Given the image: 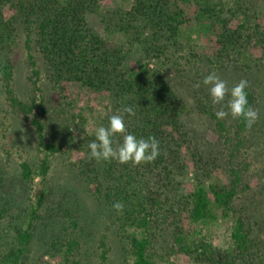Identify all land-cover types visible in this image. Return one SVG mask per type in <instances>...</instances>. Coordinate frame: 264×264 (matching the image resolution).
Here are the masks:
<instances>
[{
	"label": "trees",
	"instance_id": "1",
	"mask_svg": "<svg viewBox=\"0 0 264 264\" xmlns=\"http://www.w3.org/2000/svg\"><path fill=\"white\" fill-rule=\"evenodd\" d=\"M122 1H129V8L118 11L104 8V0H0V81L10 103L25 116L35 107L34 102L26 104L12 93V54L23 36L33 84L43 71L63 96L69 93L72 83H79L90 92L104 93L109 106L103 126L108 125L110 116L131 107L135 116L123 114L127 132L138 139L154 136L159 141L160 154L150 164L97 162L89 159V149L84 145L80 150L86 158L74 164L89 184V191L103 199L111 210L116 212L114 202L123 204V212L116 214L120 230L131 229L128 236L132 264H177L170 260L172 255H182L191 264H264V240L260 239V231H254L250 215L242 212L237 201L244 190L242 169L232 165L237 149L233 148L228 158L227 180L206 183L219 166L213 156L216 144L205 138H201L204 142L198 140L188 120L192 108L169 82V69L173 66L181 74L184 71L177 61V52L182 49L181 39L184 28L189 27V16L178 0ZM184 1L192 4L195 20L201 23L206 36L212 34L215 38L210 56L191 53L184 59L189 70H195L201 82L213 71L241 72L249 83L247 100L253 107L256 91L246 75L264 73L263 66L254 61L252 67L245 56L251 41L262 47L264 55V28L257 23L247 27L255 1L235 0L229 7L222 0ZM91 14L107 24V34H100L90 25ZM239 14L246 21L233 25ZM106 15L114 16L115 21L111 23ZM119 35L125 39L118 38ZM135 50L137 65L126 69L124 64ZM201 88L192 91L197 110L214 119V132L224 144L231 139L229 128L235 127L234 138L240 144L241 134L247 128L245 122L230 116L217 119L215 113L220 105H213L208 92ZM227 119H233V125H227ZM30 122L37 136L38 152L44 156L33 165L21 164L22 180L26 182L37 176L43 180L49 157L62 148L55 141L44 139L45 127L40 118L33 116ZM113 141L115 147L122 137L114 136ZM188 168L193 169L194 184L184 193L182 176ZM40 203L38 197L37 206ZM5 211L6 205L0 207V219ZM218 217L233 219L226 247L214 246L190 229ZM30 229L31 222L18 231L20 246L4 255L0 264L20 260L32 237Z\"/></svg>",
	"mask_w": 264,
	"mask_h": 264
},
{
	"label": "rangeland",
	"instance_id": "2",
	"mask_svg": "<svg viewBox=\"0 0 264 264\" xmlns=\"http://www.w3.org/2000/svg\"><path fill=\"white\" fill-rule=\"evenodd\" d=\"M234 1L222 0L226 7L231 6ZM252 1H255V8L251 18L247 20V27L257 23L263 29L264 0ZM178 2L190 18L189 27L184 28L185 34L181 39L182 49L177 52V61L183 67L185 76L183 72L182 75L175 71L173 66L169 69V82L192 108L188 120L190 126L196 130L198 140L204 142L202 139L205 138L206 141L216 144L217 151L213 156L219 166L214 169L211 179L206 180V183L227 180L228 158L231 150L237 149L232 156V165L242 169L243 184H247H242L244 190L237 201L242 212L250 215V221L256 229L254 231H260V239L264 240V73L255 74L254 77L246 75L249 80L252 79L256 91L252 108L258 110L259 119L241 134L240 144L234 138L235 127H230L231 139L224 144L214 132V119L196 108L192 91L201 79L195 70H189V64L184 60L191 53L200 57L210 56L215 38L212 34L206 36L201 23L195 20V11L190 2ZM129 4V1L104 0L103 7L119 11L120 8H129ZM106 16L111 23L115 21L114 16ZM244 18L239 14L233 20V25L244 21ZM89 23L100 34L108 33L107 24L100 22L96 14L89 16ZM119 37L125 39L124 35ZM137 52L135 50L124 64L126 69L135 68L137 65ZM262 53L261 46L254 41L248 42L245 52L247 63L254 67L255 61L264 67ZM12 59V93L26 104L34 102L35 107L27 116L19 113L10 103L6 88L0 81V207L6 205L7 208L0 219V260L4 255L16 251L20 246L18 231L27 228L31 222L32 237L27 249L20 260L10 264H132L128 236L131 229L120 230L116 212L103 199L89 191V184L80 175V169L74 166L78 159L86 158L80 146L87 148L95 129L104 124L109 106L106 94L90 92L79 83H72L69 93L63 96L46 79L43 71L40 79L33 84L29 79L31 68L23 36L18 41ZM240 65L243 66L242 63ZM217 74L227 82L229 88L245 79L241 72L227 71ZM201 87L203 92H208L203 84ZM228 98L225 97V104ZM33 116L40 118L44 124V139L55 141L62 148L49 157V169L43 180L37 176L32 182H26L22 180L21 164L28 162L33 165L44 156V153L38 152L37 136L30 122ZM232 120L227 119V125H233ZM219 149L222 151L218 152ZM193 184V169L188 168L182 176L183 192L188 193ZM38 197L41 198L40 206H37ZM232 224V217H218L216 220L194 224L190 229L214 246L226 247L229 244ZM69 242L73 245L68 246ZM170 260L177 264H191L182 255H172Z\"/></svg>",
	"mask_w": 264,
	"mask_h": 264
},
{
	"label": "clouds",
	"instance_id": "3",
	"mask_svg": "<svg viewBox=\"0 0 264 264\" xmlns=\"http://www.w3.org/2000/svg\"><path fill=\"white\" fill-rule=\"evenodd\" d=\"M201 83L207 88L211 103L221 105L215 113L217 119L223 120L229 116L233 119H242L249 129L259 119L258 110L248 104L247 80L241 79L229 88L227 82L213 71L194 87L199 88ZM226 96L229 98L225 104ZM123 114L131 117L135 116V111L131 107H124L121 114L109 117L107 126H99L95 129V138L88 143L89 159L97 162L130 163L132 166L153 163L160 154L159 141L154 136L138 139L134 134L128 133ZM117 135L122 137V142L116 143L114 147L113 137ZM112 207L117 214L123 212L124 206L120 201L114 202Z\"/></svg>",
	"mask_w": 264,
	"mask_h": 264
}]
</instances>
